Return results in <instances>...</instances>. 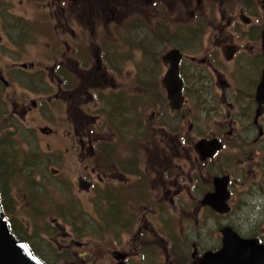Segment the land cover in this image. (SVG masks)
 Segmentation results:
<instances>
[{"label":"flooded vegetation","instance_id":"obj_1","mask_svg":"<svg viewBox=\"0 0 264 264\" xmlns=\"http://www.w3.org/2000/svg\"><path fill=\"white\" fill-rule=\"evenodd\" d=\"M56 2L63 19L56 24V36L45 42L46 54L51 60L61 52L63 59L51 65L23 63L11 70L32 76L47 70L52 78L57 75L70 105L79 108L75 112L83 129L77 134L86 133L75 143L82 152L85 173L79 181L84 180L88 190L96 188L98 216L111 224L110 246L104 250L100 245V250L109 253L113 264H203L208 254L222 249L226 227L241 239L264 245L263 235L246 236L227 223L216 239L211 231L201 241L193 236L191 261L186 263L179 255L184 246L182 233L176 229L193 213L200 219L205 217L199 215L202 211L206 216L231 215L237 186L244 193L263 188L264 105L257 96L264 75V0H35L44 8ZM163 18V31L157 36L155 23ZM172 25L173 34L168 30ZM135 31L140 35L133 36ZM0 41L3 52L1 36ZM157 45L170 47L160 57L165 67L161 84L156 76L139 82L135 78L133 84L134 51L143 48L153 54ZM172 50L179 52L184 99L180 109L173 108L165 83L172 63L166 56ZM143 69L144 73L154 70L150 65ZM3 71L0 83L8 88ZM204 93L214 95L204 102L200 100ZM199 100L202 111L194 110ZM151 104L156 106L152 124ZM195 113H200L198 117L213 114L220 120L203 134L193 121ZM44 130L53 134L51 129ZM200 141L220 148L202 159L197 148ZM229 148L239 154L241 183L223 169ZM206 165L211 169L209 179L201 169L207 171ZM216 179H227L228 213H217L204 203L215 192ZM200 180L208 184L203 196ZM250 199L264 201L258 194ZM104 208L113 212L110 220L99 213ZM107 226L100 224L102 234ZM124 234L137 239L120 247ZM129 247L135 248V254ZM159 254L163 256L160 261Z\"/></svg>","mask_w":264,"mask_h":264},{"label":"rangeland","instance_id":"obj_2","mask_svg":"<svg viewBox=\"0 0 264 264\" xmlns=\"http://www.w3.org/2000/svg\"><path fill=\"white\" fill-rule=\"evenodd\" d=\"M58 8L57 2L54 7L44 8L35 3V0H0V36L3 41L0 70H4L3 77L10 83L8 88L0 83V160L4 161L5 165L3 171L0 169V179L4 184L3 175L8 173L7 179L14 180L13 189L9 193L13 195H7L10 208L8 210L6 208L5 214L9 221L15 224L17 236L20 239L25 238L28 245H32L35 252L49 264H113L109 253L100 250V245L104 246V250L110 246L112 235L111 224L98 216L96 202L99 198L96 195V188L91 190L79 188V180L84 179L85 173L82 152L75 143H78L81 135H86L85 132L78 135L83 129V121L75 112H78L79 108L70 105V100L68 101L70 96L66 95L64 86H60L57 75L52 78L47 70L40 71L35 76H32V73L26 74L23 71L17 73L16 69L11 70L13 66H21L23 63L39 61L51 65L55 59H63L62 53L56 51L58 54L50 60L46 54L48 47L45 44L47 40L56 36V24L63 19V11L60 12ZM170 13L174 16L173 12ZM164 18L155 23V27L159 28L155 29L157 36H161L163 31L162 25L166 20ZM145 19L148 20L147 15ZM174 28L175 25L168 28L171 34ZM139 35L138 31L133 34ZM153 48V54L142 51L143 48L134 51L133 84L136 85V81H147L154 76L158 77V83L161 84L165 67L160 57L170 47L157 45ZM146 57L150 58L145 61ZM149 65L153 66V72L144 73L143 66L149 69ZM213 95L204 93L200 100L207 102ZM200 100L199 105L194 106V110H203ZM215 105L223 106L216 103ZM150 107L152 124L156 106L151 104ZM198 115L200 113L194 114L193 121L197 122L199 132L203 134L220 120L213 114H204L201 117ZM42 129H51L53 134H45ZM234 142L237 144L238 140ZM225 152L227 159L223 169L229 171L236 180H240L239 183L243 182L239 154L231 148ZM205 167L207 171L202 166L201 169L209 179L211 169H208L209 165ZM90 168L93 170L94 165L89 164ZM86 174L89 176L88 171ZM90 178L96 184L95 178L91 175ZM205 186H208L207 182L203 184L200 180L198 187L202 196ZM35 191L40 192V201L45 198L44 208L51 209L52 215L32 216L27 211L29 205L27 197ZM254 194L264 197V184L261 189H248L245 193L237 186L233 211L229 216L216 214L206 216L207 213L202 211L199 215L205 216L203 219L193 213L189 220L177 225V232L182 233L181 238L184 241L179 255L186 258V263L191 261L193 236L201 241L207 239L205 234L211 231L212 237L216 239L220 235V229L227 223L246 236L253 234L264 236V201L258 203L250 199ZM51 199L60 204L57 207L52 206ZM63 206L65 212L61 216L59 210ZM67 208H70V211ZM99 213L108 220L113 215L110 208H104ZM105 223L108 226L104 227L103 236L100 224ZM101 235L103 241L99 242ZM136 239L135 235L124 234L120 237V247H126ZM129 249L132 250V247ZM135 251L134 248L130 253L133 255ZM162 257L159 254L158 261Z\"/></svg>","mask_w":264,"mask_h":264},{"label":"water","instance_id":"obj_3","mask_svg":"<svg viewBox=\"0 0 264 264\" xmlns=\"http://www.w3.org/2000/svg\"><path fill=\"white\" fill-rule=\"evenodd\" d=\"M166 59L172 61L171 67L165 76L169 99L174 109H180L184 99L182 97V82L178 73L179 52L172 50L166 56ZM257 99L260 105H264V75ZM258 114H261V111ZM43 132L50 133L48 130H44ZM197 148L202 159H207L220 147L213 143L209 145L207 141H200ZM52 172L55 173V171ZM80 187L84 189L89 188L84 182L80 183ZM229 198L230 193L227 189V179H216L215 192L206 196L204 203L212 207L217 213L224 214L229 212L227 204ZM222 233L224 237L222 249L216 254H208L203 264H264V245H260L258 240L241 239L230 227L224 228ZM0 264H44L30 251L26 243L17 241L14 238L5 220L1 203Z\"/></svg>","mask_w":264,"mask_h":264},{"label":"trees","instance_id":"obj_4","mask_svg":"<svg viewBox=\"0 0 264 264\" xmlns=\"http://www.w3.org/2000/svg\"><path fill=\"white\" fill-rule=\"evenodd\" d=\"M129 14V12H128ZM135 15L138 16L139 13L138 11L135 12ZM123 16V15H122ZM127 16V13L126 15ZM124 16V17H125ZM4 161L0 160V169H4L5 165L3 164ZM1 171V172H2ZM6 175V176H5ZM5 175H3V177H5V183L3 184V182L1 181L0 179V200H1V204L3 205V208H7V210L10 208V206L8 207V203H7V195H13V193L9 194L11 192V190L13 189V184H14V180L12 181V179H7L8 178V173H6ZM2 176V174H1ZM35 180V178H33V181ZM6 184V185H5ZM18 184V182H17ZM40 192L38 191H35L33 192L32 194H30V196L27 197V203H29V205L27 206V211L32 215V216H39V215H52V210L51 209H48V210H45L44 208V205H43V201H40L41 198H40ZM56 202V201H54ZM52 201L51 199V205L57 207L60 203H55ZM68 209V208H67ZM60 215L62 216V213L65 212L64 210V206L62 207ZM68 211H70V208L68 209ZM15 224H12V227H13V232L15 234V236L20 239L19 236H17L16 232H15ZM22 241H25L26 242V239H20ZM35 252V251H34ZM46 264H49L46 260H43Z\"/></svg>","mask_w":264,"mask_h":264}]
</instances>
